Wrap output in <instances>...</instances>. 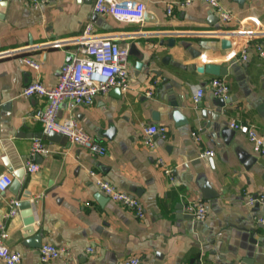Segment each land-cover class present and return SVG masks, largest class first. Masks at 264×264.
<instances>
[{"label": "crops", "instance_id": "0c3cea01", "mask_svg": "<svg viewBox=\"0 0 264 264\" xmlns=\"http://www.w3.org/2000/svg\"><path fill=\"white\" fill-rule=\"evenodd\" d=\"M140 1L151 18L132 23L97 13L95 0H51L40 7L0 0V54L18 50L0 55V172L13 173L9 166L18 170L31 162L40 164L38 171L26 169L19 190L14 188V175L11 186L0 191V231L5 228L8 246L22 252L18 264H122L131 256L149 264H240L236 254L240 236L250 235L242 227L264 234V224L258 221L264 217V204L247 202L248 192H264V154L230 126L232 120L244 122L264 134V55L259 48H264V0H218L231 12L230 22L221 21L207 0H193L187 6L176 0ZM88 22L94 23L97 33L134 43L141 51L130 54L128 86L120 93L113 87L98 94L91 105L70 110L64 103L60 110L61 118L74 115L107 147L104 155L68 139L64 143L49 139L34 117L47 98L22 93L34 80L46 85L57 81ZM169 37L176 39L172 47L167 45ZM223 39L231 46L224 47ZM27 56L38 60L40 68L29 66ZM139 60L146 66L137 68ZM198 62L228 68L220 75L227 80L230 95L219 130H236L230 143L221 133L214 137L207 126L218 96L208 85L215 75L198 72L194 68ZM165 77L170 78L169 88L163 84ZM202 87L204 94L196 102L194 95ZM178 96L187 124L177 125L171 116V101ZM154 111L158 119L153 118ZM152 123L165 124L169 130L167 138L156 134L155 145L149 146L143 141V128ZM36 139L45 144L46 152L32 154ZM206 150L213 153L203 155ZM253 155L256 160L247 165ZM92 171L139 197L145 215L137 216L106 195ZM205 180L219 197H202L200 185ZM13 197L30 200L32 207L19 206L17 214L7 217ZM196 199L206 202L203 219L189 218L184 210ZM28 210L43 230V244L65 246L68 254L42 262L39 248L23 244ZM254 260L264 264V253Z\"/></svg>", "mask_w": 264, "mask_h": 264}, {"label": "built area", "instance_id": "2783aa9c", "mask_svg": "<svg viewBox=\"0 0 264 264\" xmlns=\"http://www.w3.org/2000/svg\"><path fill=\"white\" fill-rule=\"evenodd\" d=\"M25 4L40 7L51 0H23ZM218 13L221 21L230 22L233 18L229 12L218 0H207ZM177 4L187 6L193 3V0H176ZM173 6L168 8L172 12ZM94 10L97 13L115 18L118 21L139 23L144 21L146 4L140 0H95ZM57 43V42H56ZM75 43L77 48L72 59L64 63L59 71L57 81L53 85H46L41 80H34L28 83L22 93L26 96L40 95L47 98V104L39 108L34 113V117L43 124V131L49 133L56 131L64 135L70 142L85 147L91 152L104 155L107 147L96 140L94 136L87 131L74 115L67 118L60 117V110L65 103L70 110H74L79 105H91L100 93H107L113 87L122 89L128 86L129 82V56L130 45L121 43L117 39L99 34L95 30L93 22H88L82 33L78 36ZM260 48V53L264 55V48ZM18 53V50L9 49L2 52L1 56H10ZM241 57L247 58V46L243 48ZM25 62L35 68H40V62L32 57H24ZM213 94L228 98L230 95V86L227 80L220 76H213L209 83ZM205 88H199L194 95V100L199 101ZM148 94H152L149 91ZM230 126L248 136L253 142L254 149L264 154V134L260 133L256 126L232 120ZM168 126L165 124H147L143 128V141L149 146L155 145V135L162 138L168 137ZM45 144L36 139L32 147V154L46 152ZM213 150H206L205 154H212ZM160 159V163H163ZM30 172L40 169V164L31 162L26 166ZM171 173V169H166ZM96 176L98 187L110 198L131 208L137 216L145 215V208L139 197L127 191L119 189L116 185L95 171L91 172ZM14 180V174L10 171L0 172V191H6ZM247 202L250 205L257 203L264 204V192L258 194L247 193ZM19 198H11L9 201V210L6 214L11 217L19 211ZM184 210L194 216L196 219H203L207 215L206 202L202 199L190 200L184 205ZM264 224V217L258 219ZM8 232L5 228L0 231V260L6 264H18L21 262L23 254L21 251L11 249L6 243ZM91 249V248H90ZM92 250V249H91ZM69 249L65 246H58L54 243H44L39 248L40 259L42 262H48L64 254H68ZM122 264H149L139 256H131L125 259Z\"/></svg>", "mask_w": 264, "mask_h": 264}, {"label": "water", "instance_id": "95a60500", "mask_svg": "<svg viewBox=\"0 0 264 264\" xmlns=\"http://www.w3.org/2000/svg\"><path fill=\"white\" fill-rule=\"evenodd\" d=\"M239 2H241V0H238ZM151 18V14L148 13L147 11H145L144 13V20H149ZM176 42V39L174 37H169L167 40V45L168 46H174ZM165 43L164 40L160 41V45H163ZM222 45L224 47H229L231 46V42L229 40L223 39L222 41ZM141 51L137 50L135 47V44L132 43L130 46V54H140ZM143 66H146L144 61L139 60L137 62V68L141 69ZM194 68L200 72V73H209L212 75H225L228 72V68L226 66H222L221 64L218 63H212V62H198L194 65ZM170 78H163V84L166 85V87H170ZM116 92L120 93L121 92V88L120 87H116ZM170 93H172L171 90H169ZM229 102L228 98H224L221 96H218L215 100L214 103L216 105V109L214 112H212L211 117L209 118V121L207 123L208 127H211V129L213 130V136H217L219 135V133H221L226 141V143H230L236 130L231 129V128H223L222 130H219V125H220V121L219 118L221 116V114L226 111L224 110L227 106ZM181 101H180V97L178 96V99L176 100H172L171 101V105L174 107L172 109L171 112V116L173 117V119L175 120L177 125H182V124H187L188 123V118L180 111L179 107L181 106ZM198 105H200V102H198ZM204 116H210L209 112H203ZM153 118L154 119H158V112L154 111L153 112ZM48 138L55 140V141H59L61 143H64L67 138L62 135L59 132L56 131H50L48 133ZM40 137H42V134H40ZM44 137V136H43ZM256 160V156H252L250 158V160L248 161L247 165H249L252 161ZM196 162H199V160H197ZM9 168L11 170H13V173L16 177V179L14 180V188H17L18 190L20 189L21 183L24 179V174L26 172V168L25 167H19L18 170H14L12 166H9ZM200 189L202 191V197L204 199H216L217 197H219V193L212 190L208 181H204L201 185H200ZM257 206L260 205L259 203L256 204ZM19 206L21 208H28V207H32V203L30 200L25 199V200H21L19 203ZM27 214V219L25 221V228L22 230V233L24 235V241L23 244L26 247H30V248H40L43 244V230L41 228H39L36 224H35V218L34 216H31L30 211H26ZM189 218H193L192 214H188ZM242 230H244L245 232H249L250 235L248 236V238L245 236V234L240 236V246L237 249V255H240V264H254V259H260L261 256L264 253V234L263 235H258L257 229L255 227H242ZM242 251V252H240ZM244 256H241L243 255ZM253 258L252 260H249ZM235 262H231V264H234Z\"/></svg>", "mask_w": 264, "mask_h": 264}]
</instances>
